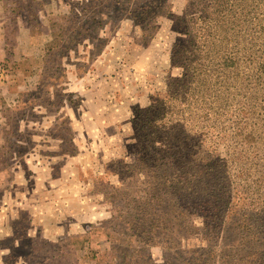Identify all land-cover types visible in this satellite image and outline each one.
<instances>
[{
    "label": "rangeland",
    "instance_id": "obj_1",
    "mask_svg": "<svg viewBox=\"0 0 264 264\" xmlns=\"http://www.w3.org/2000/svg\"><path fill=\"white\" fill-rule=\"evenodd\" d=\"M192 1L0 0V264L137 260L126 228L148 179L123 164L138 114L180 74Z\"/></svg>",
    "mask_w": 264,
    "mask_h": 264
},
{
    "label": "trees",
    "instance_id": "obj_2",
    "mask_svg": "<svg viewBox=\"0 0 264 264\" xmlns=\"http://www.w3.org/2000/svg\"><path fill=\"white\" fill-rule=\"evenodd\" d=\"M190 6L201 9L181 16L171 56L180 74L138 114L123 164L148 179L126 228L130 264H159L156 245L177 251L162 264H264V0Z\"/></svg>",
    "mask_w": 264,
    "mask_h": 264
}]
</instances>
